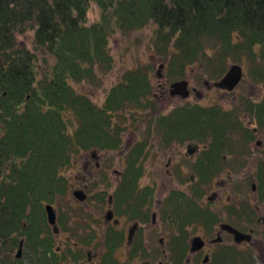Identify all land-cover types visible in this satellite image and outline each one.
Masks as SVG:
<instances>
[{
	"label": "trees",
	"instance_id": "16d2710c",
	"mask_svg": "<svg viewBox=\"0 0 264 264\" xmlns=\"http://www.w3.org/2000/svg\"><path fill=\"white\" fill-rule=\"evenodd\" d=\"M92 4L99 17L90 22ZM140 29L150 30L151 50L171 81L196 62L216 64L206 67L219 77L229 57L264 61V0H0V251L20 236L52 242L45 204L65 199L64 170L84 151L117 149L127 118L180 137L229 115L199 104L164 115L152 97L150 65L126 70L101 104L75 89L72 82H93L98 69L112 67V36ZM28 32L29 48L18 40ZM252 109L264 121V103Z\"/></svg>",
	"mask_w": 264,
	"mask_h": 264
},
{
	"label": "flooded vegetation",
	"instance_id": "af4514ba",
	"mask_svg": "<svg viewBox=\"0 0 264 264\" xmlns=\"http://www.w3.org/2000/svg\"><path fill=\"white\" fill-rule=\"evenodd\" d=\"M155 101L164 115L199 104L164 111ZM263 103L239 105L244 120L221 108L229 115L213 116L215 124L194 135L150 123L145 138L136 133L125 143L123 130L117 149L101 150L103 164L98 149L84 151L72 164L84 176L77 187L68 177L67 193L82 211L66 216L53 205L52 242L20 236L1 249L0 264H264V121L252 109Z\"/></svg>",
	"mask_w": 264,
	"mask_h": 264
},
{
	"label": "rangeland",
	"instance_id": "374dc122",
	"mask_svg": "<svg viewBox=\"0 0 264 264\" xmlns=\"http://www.w3.org/2000/svg\"><path fill=\"white\" fill-rule=\"evenodd\" d=\"M88 17L90 22L98 19L99 11L96 5L92 4L88 13ZM32 35L33 32H28L19 36L18 40L22 45L29 48L31 47ZM150 37L151 34L150 30L148 29L120 32L115 34L110 38L109 41V51L113 57L112 67L107 70L101 68L98 69L96 71V78L93 82L91 80L72 82V85L78 92L87 94L95 103L101 104L108 94L110 88L121 79L122 74L126 70L134 69L138 66L150 65L152 66V70L149 73V77L155 93V99H160V103L164 111H169L171 108L185 101L187 102L195 100L199 103V105L202 106L217 105L225 110H235V113L241 116L244 120V116L247 114L242 110V108H239V105H244L246 99L264 100V61L259 59L260 57L258 54L257 56L259 58H257V61L254 62L248 59L245 55H242L240 60H235L229 57L227 60H225L224 69L222 70L223 72L219 77L213 76L211 74V69L208 68L209 66L213 67L216 64L208 66L207 61H202L200 64L197 62L189 64L186 66V74L184 77L189 81V96L186 99H183L178 95L170 96L169 85L174 80L171 81L169 80L171 78L165 76L166 69L163 71L161 68H159V65L163 64L165 61L163 62L161 57L151 50ZM231 63L240 64L242 66L243 75L237 86H235L232 91L227 92L215 87L213 82L220 80ZM256 70L263 74V77L260 80H257L254 77ZM162 72L164 73V77H162ZM204 81H206L207 84H204ZM129 110H131V108L127 107L126 110L115 114V122L121 123L123 121L121 114L128 115ZM125 126V143L127 140L132 139L131 137H134L136 133H139L141 137H146L145 133L147 128L144 123L140 124L137 120L127 118ZM96 152L99 163L103 164L106 156L105 152L101 150H96ZM82 154L83 152L76 155L75 160H79L78 158H80ZM110 154H113L114 157L117 155V153ZM89 160L91 163L95 161H92V158H89ZM115 167L117 169L118 166L115 165ZM110 172L112 175H115V172L112 169ZM64 174L70 179L74 178L73 180H75L77 187L78 182H76V180L83 178L84 171L81 169V167L74 168L72 165L71 167L64 170ZM94 174L96 179H101L100 170L95 171ZM170 183L172 186L175 185L174 182ZM53 205L55 208H57L56 203ZM59 207L60 210L66 214V216L69 214L73 217H77L79 212L82 211L80 206L78 207L75 204V200L72 198L70 193L65 197L64 200L61 201V205Z\"/></svg>",
	"mask_w": 264,
	"mask_h": 264
},
{
	"label": "water",
	"instance_id": "95a60500",
	"mask_svg": "<svg viewBox=\"0 0 264 264\" xmlns=\"http://www.w3.org/2000/svg\"><path fill=\"white\" fill-rule=\"evenodd\" d=\"M160 67H162V65ZM242 75H243L242 66L238 63H231L228 66V69L226 73L222 76V78L214 82V86L226 90H232L240 82ZM188 86H189V81L187 79H179L170 84L169 92L173 96L179 95L182 98H187L190 93ZM81 192L82 191H75V194L78 195L80 199H83L84 196L81 194ZM45 210L49 224L54 225L56 216L53 206L51 204H46Z\"/></svg>",
	"mask_w": 264,
	"mask_h": 264
}]
</instances>
